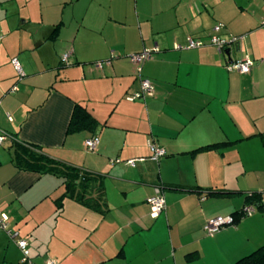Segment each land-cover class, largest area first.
Instances as JSON below:
<instances>
[{
    "label": "crops",
    "instance_id": "crops-1",
    "mask_svg": "<svg viewBox=\"0 0 264 264\" xmlns=\"http://www.w3.org/2000/svg\"><path fill=\"white\" fill-rule=\"evenodd\" d=\"M263 21L264 0H0V128L10 134L0 212L30 250L24 262L0 230V264H232L264 245ZM218 23L238 45L185 47ZM145 49L154 95L129 100L141 89L129 55ZM244 57L249 73L227 70ZM77 105L93 129L71 130ZM151 144L165 155L152 159ZM19 145L99 177L101 189L87 204L65 195V179L19 160ZM157 188L165 209L154 217ZM253 192L261 205L246 202ZM247 205L254 212L207 234L210 218Z\"/></svg>",
    "mask_w": 264,
    "mask_h": 264
},
{
    "label": "built area",
    "instance_id": "built-area-1",
    "mask_svg": "<svg viewBox=\"0 0 264 264\" xmlns=\"http://www.w3.org/2000/svg\"><path fill=\"white\" fill-rule=\"evenodd\" d=\"M262 26L264 27V21L262 22ZM223 27L224 26L221 23L216 24L213 28L214 33L211 34L210 38L207 41L199 38L190 37L185 47L189 49H193V48H201L207 45H211L214 46L219 52H225L232 45H238L243 37L240 35H230L228 37H223L219 34V32L223 29ZM151 55L152 52L146 49L141 52H136L129 55L131 61L134 62L136 66L137 75L140 79V85H141V89L138 93L127 97L129 100H135L138 98H145L149 96L152 97L154 95L155 86L153 82L149 78L142 76L143 64L151 57ZM68 57H69L68 53L63 55V59L65 61L68 60ZM12 63L15 66L18 74L22 77L23 71L19 65L17 58H13ZM98 65L101 66L102 62H99ZM253 66H254V61L251 60L249 57H244L229 61L226 65V68L229 71L249 73ZM16 89H17L16 86L12 87V91H15ZM8 118L9 120H12L11 116H8ZM9 136L10 134L7 131L2 130L0 128V144H2L4 140H6ZM97 143H98L97 137H92L86 140V146L89 150H93L96 147ZM150 149L152 152V159H158L161 156L165 155V150L155 144H151ZM116 161H120V159H117ZM127 163L134 166L136 163V159L128 160ZM147 203L149 204L151 208V214L154 217H157L164 211L165 198L161 188L156 189L155 194L147 199ZM254 210H255L254 206L247 205L244 207L243 213L251 214L252 212H254ZM9 220L10 217L6 213L0 212V230L7 231L12 238L16 239L15 241L23 253V261L24 262L30 261V257H29L30 250L28 247V242L23 238H17L18 231H12L11 229L8 228ZM234 223L235 220L232 215L216 216L210 218L206 222L204 229L207 232V234L212 235L213 233L224 228L225 226L232 225ZM47 264H54V261L50 260L47 262Z\"/></svg>",
    "mask_w": 264,
    "mask_h": 264
},
{
    "label": "trees",
    "instance_id": "trees-1",
    "mask_svg": "<svg viewBox=\"0 0 264 264\" xmlns=\"http://www.w3.org/2000/svg\"><path fill=\"white\" fill-rule=\"evenodd\" d=\"M96 124H97L96 120L82 106L77 105L75 107L70 124L71 130L77 131L81 129H93V127ZM226 144H230V143L222 142V143L212 144L205 148H200L199 150L223 147ZM35 148L39 150V148L37 147ZM36 151L29 150L27 147L19 145L17 147V158H19V160L21 161L24 160L29 167L33 168L34 170L42 174L50 173L64 178L65 179L64 183L66 185L65 195H70L71 197H75L77 200L87 204L89 200L91 201L92 199L88 196L92 192V190L96 189L95 188L96 186L98 187L97 189H101L100 188L101 181L99 177L93 176L88 172H84L79 168H75L62 163L60 164L50 159L45 154ZM99 192L100 194L102 193L101 190H99ZM217 194L223 195L229 193L216 192V195ZM100 196L98 200H100ZM246 202L247 203L257 202L261 205L262 195L257 192H253L251 194L249 193L246 196ZM243 211L244 208L241 209L239 212L232 214L235 222H237L239 218H241L244 215ZM232 264H264V245L254 250L250 254L240 258L239 260H237Z\"/></svg>",
    "mask_w": 264,
    "mask_h": 264
},
{
    "label": "rangeland",
    "instance_id": "rangeland-1",
    "mask_svg": "<svg viewBox=\"0 0 264 264\" xmlns=\"http://www.w3.org/2000/svg\"><path fill=\"white\" fill-rule=\"evenodd\" d=\"M0 256H1V253H0Z\"/></svg>",
    "mask_w": 264,
    "mask_h": 264
}]
</instances>
